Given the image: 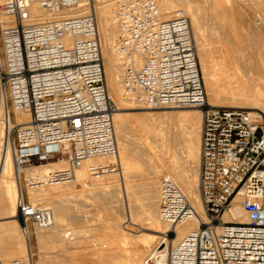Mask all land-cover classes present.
Masks as SVG:
<instances>
[{
	"label": "built area",
	"instance_id": "obj_1",
	"mask_svg": "<svg viewBox=\"0 0 264 264\" xmlns=\"http://www.w3.org/2000/svg\"><path fill=\"white\" fill-rule=\"evenodd\" d=\"M113 24L124 96L145 109L194 108L202 117L197 189L204 220L178 241L171 228L142 264H264L261 118L207 105L183 15L165 20L156 0H123ZM0 86L18 175L24 167L66 163L44 180L24 178L25 192L70 179L82 167L93 178L121 171L91 0H0ZM15 112L27 113L29 122L17 124ZM44 215L27 196L18 200L24 234ZM192 216L177 185L163 179L160 220L172 227Z\"/></svg>",
	"mask_w": 264,
	"mask_h": 264
},
{
	"label": "bare ground",
	"instance_id": "obj_2",
	"mask_svg": "<svg viewBox=\"0 0 264 264\" xmlns=\"http://www.w3.org/2000/svg\"><path fill=\"white\" fill-rule=\"evenodd\" d=\"M122 1L94 0L92 9L99 33L108 98L119 109L133 111L144 108L124 96L121 61L114 49L116 30L113 17ZM156 1L162 19L181 14L189 20L207 105L258 110L264 115V78L257 76L263 73L260 63L264 56L260 55V44L253 48L252 42L241 34L239 36L243 38L236 39L239 31L236 23L231 21L235 14L232 1L231 7L224 6L229 0ZM205 2L209 5L208 9L204 8L210 14L209 20L218 30L217 34L213 32L209 36L216 44L219 41L224 43L223 47L220 43L216 47L207 42L204 33L206 19L200 9L192 6ZM245 6L253 16L264 19V0ZM214 57L220 60L219 70L212 64ZM250 73L259 80L250 78ZM141 115L137 139L129 145L127 126L121 114L112 112L120 172L93 178L82 167L70 179L26 189L29 205L45 213L43 222L33 224L37 245L35 264H142L171 228H174L178 241L187 232L197 229L204 220L197 189L200 111L144 112ZM251 115L257 116L255 113ZM15 117L19 125L29 122L27 113L15 112ZM7 119L10 120L6 98L0 86V264H34L29 231L24 234L13 220L17 216V202L23 194L13 164V144L8 130L12 123L7 125ZM98 161L108 163L109 159ZM64 169L66 163L60 161L24 167L21 174L26 179L38 176L44 180L49 173ZM137 179L141 180L139 185L133 184ZM163 179H170L177 185L194 209L195 216L172 227L160 220V184ZM90 193L94 196H89ZM98 212L107 216L99 219L95 216ZM232 213L237 215L239 222L248 223L247 216L240 210ZM133 226H137L138 231H134ZM89 235L94 238L93 243L90 240L94 257L91 255L87 259L72 255L71 249L85 244Z\"/></svg>",
	"mask_w": 264,
	"mask_h": 264
},
{
	"label": "rangeland",
	"instance_id": "obj_3",
	"mask_svg": "<svg viewBox=\"0 0 264 264\" xmlns=\"http://www.w3.org/2000/svg\"><path fill=\"white\" fill-rule=\"evenodd\" d=\"M230 2H231V4H233V7H231ZM93 4H94V0H91V6L94 8V5ZM192 6L200 9L201 14L206 19V25L204 27V30H205L204 33L206 35L207 42L208 43H211V45L213 43V46H216L217 44L220 43V41L217 42V44H216V43H214V41H212V39L209 36L211 33L213 34V32H216L214 34H217L218 33V30L215 28V26L209 20L210 19V16H208V15H210V14L207 11V9L209 8V5L207 4V2H205L204 5H202V3L201 4L195 3V4H192ZM224 6L225 7H231L233 10L235 9V14H234V16H233V18H232L231 21H233L234 24L236 23L237 29L239 31L238 32V36L236 37V39L239 40V39H242L243 36L246 37L248 40H250L252 42L253 48H255L257 44H260V47H261L260 55L261 56H264V19H261V18H259L257 16H253L252 11L249 9V7L248 6L246 7L245 5H241L240 2H238V1L237 2L234 1V3H233V0H229V3L225 4ZM205 7H207V9H204ZM191 32H192V30H191ZM239 34H241L243 36H241V35L239 36ZM192 37H193V33H192ZM193 41H194V37H193ZM210 41H212V42H210ZM194 44L196 46L195 41H194ZM223 44L220 43L219 45L221 47H223L224 46ZM216 47H219V46H216ZM244 54H246V53H244ZM219 62H220L219 58H217V59H216V57L212 58V64L213 65L215 64V66L217 67L218 70H219ZM260 66H261L260 67L261 68V71L263 73L258 74L257 76L260 77V78H264V60L261 61ZM251 71H253V70H251ZM249 77L250 78L253 77L252 76V73L249 74ZM253 79L254 80H259V78H256V77H253ZM111 104H112V107L114 109L113 112L120 113L121 114V117L123 118V120L125 122V125L127 126V144H129V145H131L132 142L137 139V137H136L137 130H138L137 129V124H138V121L140 120V117L139 116H142L141 115L142 113H144V112L155 113V112H167V111L169 112V111H179V110L180 111H183V110H195V111H197L196 109H166V108L165 109H158V110H149V109H145L144 108V109H136V110H133V111H129V110H124V109H119V107L117 106V104L115 102H113V101H111ZM246 111H248L250 113L257 114L256 117L259 116L261 118V121L264 123V115L260 111H258V110H246ZM12 137L13 136H11V141H12ZM198 164H197V173H198ZM18 178L20 180V184H21V187H22V194H23L24 198H26V196H27V190L25 192V189H24V178H25L24 177V174L22 173L21 175H19ZM133 181L132 182L135 185H139V182H141V180H139V179L133 180ZM89 196L93 197L94 194L93 193H90ZM135 196H136V194H135ZM27 199H28V196H27ZM28 202L30 204L29 199H28ZM95 216L100 219V218H104L107 215L106 214H100L98 212V213L95 214ZM13 220L14 221L16 220L15 222L18 224L17 226L19 227V223L17 221V217H15ZM132 229L134 231H138L139 228L137 226H133ZM33 232H34V227L29 230V238H30L31 251H32V254H33V261H34V264H35V262L37 260V256H36L37 255V245H36V240H35V237L33 235ZM156 235H157V237H159V236L161 237V235H159V234H156ZM90 237H91L90 235L86 237V239L88 240V241L87 240L85 241V244L86 245L85 244H82L79 247L78 246L77 247L75 246L76 247V248H74L75 250L71 249V251H70V252H72L71 254L72 255L74 254V256L77 257V258L78 257L80 258V256H81V257H84V258H87L88 257L87 259H90L91 258V255H92V257H94L95 252H93L94 251V249H93L94 246L92 244L93 243L92 240H94V238L92 236L91 239H90ZM90 240H91L92 243H90ZM89 243L91 245H89ZM80 248H81V250H80ZM83 248L86 249V251L83 250ZM90 249H91L92 252L90 251ZM88 250L90 252H88ZM75 253H77V256H76Z\"/></svg>",
	"mask_w": 264,
	"mask_h": 264
}]
</instances>
